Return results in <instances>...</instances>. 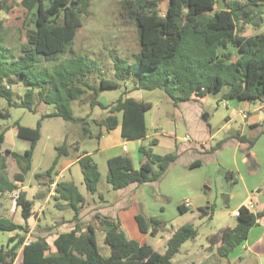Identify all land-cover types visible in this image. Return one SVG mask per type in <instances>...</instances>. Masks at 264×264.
Returning <instances> with one entry per match:
<instances>
[{
	"label": "trees",
	"instance_id": "1",
	"mask_svg": "<svg viewBox=\"0 0 264 264\" xmlns=\"http://www.w3.org/2000/svg\"><path fill=\"white\" fill-rule=\"evenodd\" d=\"M160 1L121 0V16L137 27L140 51L135 56L136 69L121 58L114 62L117 80L125 82L132 77L135 89L163 90L174 106L191 101L194 97L217 94L225 86L230 87L224 96L226 100L237 98L264 103V32L245 34L247 27L259 29L264 24V0H168L164 15L159 11ZM7 3L8 0H0V12L11 9ZM19 5L28 12L36 9V22L34 28L27 31L26 42L20 44L16 53L10 52L0 37V102L5 100L9 108L20 106L36 112L34 103L38 96V101L56 107L57 111L47 117L77 122L81 120L74 116L72 102L84 95L87 89L94 90L93 107L99 106L108 110L109 114L123 113L122 136L125 139L145 138V114L152 109L151 102L135 100L124 92L116 102L102 104L99 101L100 90L118 87L119 83L103 77L100 86L90 85L86 81V72L91 73L95 67L89 68L83 56L62 66L63 69H60L62 64L52 68L42 65L43 58L49 60L67 52L78 29L83 26L89 0H20ZM18 82L27 88L19 105L11 90V86ZM0 117L7 118L8 115L0 111ZM100 123L112 131L119 125V119L109 115ZM16 126L18 137L29 141L30 147L23 154L3 151L5 133H0V192L12 193L19 188L7 176L6 156L13 157L20 169L13 180L22 182L32 169L33 156L41 139L42 119L35 128L19 123ZM235 137L242 143H248V150L256 143V140L239 133ZM223 143H218L214 150ZM155 144L156 141H153L149 147H141L143 158L139 169L134 167L128 156L108 161V181L114 190L156 182L168 171L178 159V154H155L152 149ZM56 151L53 165L45 173L36 174L37 180L53 176L58 159L68 154L67 144L58 146ZM78 163L86 190L94 195L101 177L98 165L86 153L82 154ZM201 164L202 161L197 160L190 167ZM226 175L236 182L234 172L229 171ZM55 193L59 200L68 203L75 212L74 221L78 222L85 203L78 186L74 182H60ZM15 200L22 209L23 218L28 219L33 213V202L22 191ZM179 208L182 213L188 211L182 205ZM260 216L241 207L236 227H223L210 236L211 246L221 244L218 255L227 258L247 240ZM95 218L102 229L92 224L84 228L76 224L71 232L59 235L55 242L57 252L54 254H49L50 245L45 238H36L24 246L28 233L26 227L0 223V232L22 231V234L9 240V244L15 242L12 246L6 250L0 249V264H15L20 247H23L22 260L18 264H173L182 246L199 235L194 225H184L168 241L165 253H160L151 245L129 238L119 218L99 214ZM136 220L142 233L153 236L164 226L159 218L144 214H139ZM100 231L105 234L104 242L111 252L109 257H104L100 252L97 242Z\"/></svg>",
	"mask_w": 264,
	"mask_h": 264
},
{
	"label": "crops",
	"instance_id": "2",
	"mask_svg": "<svg viewBox=\"0 0 264 264\" xmlns=\"http://www.w3.org/2000/svg\"><path fill=\"white\" fill-rule=\"evenodd\" d=\"M17 84H18V89H17L18 94L17 95L15 94L14 99L19 105L22 102V98L24 97L27 88L23 85L22 82H18ZM11 90L14 92L13 85L11 86ZM140 90L141 89H135V85H134V91H140ZM229 91H230V87L225 86L223 90L217 94H209L204 98L194 97L191 101L180 102L178 106H174L171 100L168 99L169 104L172 105L174 109L178 111L180 114L179 115L180 117H178L181 118L180 120H178L179 126H181V124L184 123L188 129V133L183 139H181L183 142L180 143V147L179 146L177 147V143H176L174 146L176 147L174 148L176 151L173 149L172 152H170V153H177L178 159L170 166L168 171L156 182L146 183L143 185L133 184L123 190H114L112 185L108 181L110 175L108 161L111 158H115L119 156H128L129 158H131L134 167L136 169H139L140 163L143 158V154L140 151L141 147H149L153 141H156V144L152 146V149L153 152L157 154L155 148L161 145V140L157 137H154L151 140V135L149 134L147 128L146 114H145V123H146L147 134L145 138L137 139V140H127L122 136L123 113L116 112L114 114H109L108 110H104L105 114H107L104 117L109 115L116 116L119 119V125L114 130L108 131L105 128V126H102V124L100 123V121L104 117H102L99 120H92V122H94L96 126L99 127V131L95 134V133H91V131L85 128L84 132H85V137L88 138L96 137L98 139L99 142L98 148L94 152H90L88 150H82L81 142L76 138L77 137L76 131L80 130L79 129L80 126L78 128L77 126H75L76 127L75 130L68 133L62 143V144L64 143L67 144L68 154L62 155L58 159L53 176L51 178H43L41 180H37L35 178L36 182L31 183L29 186H26L25 184L27 175L25 176V180L22 182H16L13 180L14 175L19 173L20 169L16 160L13 157L6 156V163L8 166L6 170L7 176L9 180L13 181V183L19 187L18 190H16V192L17 193L21 191L25 192L27 199L33 202V213L28 219H24L22 216V209L21 207L17 206L16 200L14 198L13 199L11 198L13 200L12 206L9 204H5L2 201L4 198L10 197L11 193L9 191L0 192V202H3L0 203V223H3L5 225L15 224L18 226L26 227L28 229V233L26 234V240L32 242L34 239L39 237L45 238L50 245L49 254H54L57 252L55 242L59 237V235L63 233L71 232L76 227V224H79V226L83 228L92 224L97 228L102 229L100 222L95 218V216L99 214L101 216L110 217L113 219L119 218L122 223V227L126 230L129 238L137 240L141 244H148V245H151L149 244L150 243L149 238L152 239L158 238L156 244L159 245L164 242L166 245L165 247L167 249L168 241L171 239L173 234L178 229H174L173 232H171L168 237L162 236L160 232L156 236H153L150 233L148 234L142 233L139 229V225L136 220V217L139 214L143 213V203L140 202L139 193L141 192V190L147 189L148 187L151 186L157 187L158 183H160V181H162L164 178H166V176H168V174L171 173H172L171 180L174 181V184L177 187H182L186 182L182 180V177L180 173H178V171L180 172L183 168H185L184 171H186L187 168H189V170L199 169L202 167V164L194 168H191L190 166L197 160L202 161V159H210L211 161H218V164L224 169H228L229 171L236 170V172H238L239 174V178H237L235 174L236 182L234 183L236 185H240L243 182L244 184L243 191H236L235 189L229 195L223 196L224 204H226V208H227L226 211L229 213L232 219V223H225L221 228L236 227L238 223V219L237 217L234 216V212L239 210L241 207H243L245 203L249 200L255 203V210L253 211V213L261 214V216L258 218L256 225L251 229L247 240L241 246L237 247L227 258H222L218 255L217 250L221 244L211 246L209 237L215 234L216 232H211L210 236L209 235L207 236V242L209 245L207 244L201 245V249L196 250V253H194L191 250V248L190 249L188 248V246L194 247V245L189 244V242L191 241L186 242L182 246L180 253L183 251L184 248H186L185 249V252L187 253L186 258L191 259L193 255H195L197 258L201 257L200 258L201 264L204 263L207 259H212L213 261L212 264H238V263L264 264V213H263L264 212V139L263 137L259 138V140L256 141L254 146L250 150H248L249 144L242 143L235 137V135L239 133L240 135L246 136L247 138L250 139L249 134H251L253 131L258 130L259 132H264V126H262V124H264V103L251 102L248 100H239L237 98L226 100L224 99V96ZM126 93H127V97L134 98L133 96H131L129 91H126ZM208 98H214V100L217 102L219 107H224L228 110L229 113L224 119L225 122L224 124L223 122L221 124H217V122L213 124L216 115L215 114L212 115L210 112L206 111L207 108L206 100ZM134 99L138 101H143L139 98H134ZM35 102L36 103H34V108L36 109V112H32V113H37L38 111H41L43 113L41 118L42 122L44 119L49 118L47 117V115L57 111L54 104H47L43 101H38V96H36ZM104 105H109V104H104ZM51 109L53 111H51ZM0 111L8 115V117L5 119L10 120L11 115L8 109H4ZM245 115L247 116V118H245ZM172 116L174 117L172 118L171 123H174L175 120L177 119L175 115ZM238 117L242 118L244 125H242L241 129L232 130L230 132L231 133L230 138L229 137L227 138L225 136L226 134L225 130ZM16 124L13 125V127H16V131H14L12 137L13 138L16 137L20 140H24L18 137V128ZM174 130L176 133L178 127L175 126ZM3 132L5 133V142H6L7 130ZM41 137H42V133H41ZM174 138L175 140L180 139L177 136H174ZM149 139L151 140L150 145L145 146L143 142ZM24 141L28 142L30 147V142L27 140ZM222 141H224L222 146L217 150H214V145L216 144L217 146L218 143ZM124 146L127 147L126 150L123 149ZM57 147H55V150ZM5 150L14 151L11 148H4L3 145V151ZM134 152L135 154H133ZM18 153L23 154V152H18ZM83 153H86L87 155L93 158L95 163L98 165L99 172L101 174L100 181L97 186V192L94 195L88 194L84 183L81 182V186L85 187V193L80 189L78 183L75 180L66 179L65 172L67 170L70 171L74 165H79L78 162L81 159ZM35 154H36V150L34 156ZM104 154H106L105 158L103 157ZM186 154L187 155L189 154V156L187 157L188 159L183 161L182 158H184V155ZM34 156L32 161V168H33ZM98 156H102L101 159L107 171V174L105 176L103 175L100 164L96 162V158ZM249 156L252 157L251 162H248L247 160ZM228 157L232 158L233 164L228 163ZM11 162L17 164L18 171L15 173H13L10 169ZM179 164H182V166L178 167ZM57 167L60 170H57ZM247 168H248V172L250 173L249 180L246 179V175L244 174ZM46 171L37 174H42L45 173ZM103 179H105V181H103ZM60 182H74L78 186L80 192L85 197V203L81 209L80 218L78 222L74 221L75 212L71 209L68 203L64 200H59L57 198L55 189L57 187V184ZM186 200L189 199L187 198ZM189 201L191 204L189 208H186L183 205L184 201L177 204L180 215L182 216L186 215L188 211L192 208L191 200ZM181 205L184 206L186 210H188L186 213L181 212L179 208ZM199 209H200V214L209 215V216L221 212V209H218V206L216 209H214L213 205H210L208 208H204V206H201ZM201 209L204 210L202 211ZM18 234H22V231L16 230L14 232H6V231L0 232V249L4 248L6 250L9 246H12L15 242L9 244V240ZM22 251H23V247H20L18 249V253L22 254ZM175 259L176 256L173 259V264H175ZM16 260H15V264H17ZM184 264H195V263L192 262L191 259L190 262L185 261Z\"/></svg>",
	"mask_w": 264,
	"mask_h": 264
},
{
	"label": "rangeland",
	"instance_id": "3",
	"mask_svg": "<svg viewBox=\"0 0 264 264\" xmlns=\"http://www.w3.org/2000/svg\"><path fill=\"white\" fill-rule=\"evenodd\" d=\"M20 0H8L7 6L11 7L10 10H3L0 12V37L4 39L5 47L9 48L12 53L18 52L20 44L26 42L27 31L34 28L36 22L37 10L28 12L19 5ZM121 0H89V7L87 13L83 16V26L77 31L75 40L70 45L67 52L59 54L58 56L51 57L49 60L43 58L44 66L49 68L56 66H66L67 63L74 61L79 56H83L87 59L89 68L93 67L94 70L91 73L86 72L87 82L93 86H100L103 77L115 80L119 83L118 87L108 88L101 90L99 93V101L103 104H111L116 102L124 92L129 91L131 96L139 98L145 102H151L153 108L146 113V122L151 140L157 137L161 140V145L155 148V151L159 155H166L176 147H180V143L187 133L188 129L184 123L179 126L178 120L181 118L179 112L169 104V98L163 90H140L134 91V79L128 78L125 82L116 79L114 74L113 63L121 58L129 62L133 68H137L136 54L140 51L139 35L137 27L134 23L125 21L121 16L120 9ZM168 7V0H161L159 3V11L162 15L165 14ZM264 32V24L261 28L254 29L252 26L247 27L246 35H255ZM237 56L236 50L234 51ZM97 64V65H96ZM96 65V66H95ZM72 67V65H71ZM14 92L17 95L18 84H14ZM82 95L79 99L75 100L71 104V108L74 112V116L81 121L69 122L59 117H49L42 122V137L36 149L34 156L33 168L26 176V186L31 183H35V174L46 171L53 163L57 156L55 147L60 146L66 135L80 126V130L76 131L77 140L81 142L82 150H88L94 152L98 148V139L85 137V128L91 133H97L99 127L96 126L92 120H99L105 115V111L99 106L93 107L91 102L95 94L94 90H89ZM36 103V102H35ZM206 111L215 116L213 124H221L228 115V110L224 107H219L214 98H208L206 100ZM8 109L11 117L9 119L0 117V133L7 130V140L4 144V148H11L14 151L25 152L29 148V143L20 140L16 137H12L16 127H13L17 122L22 126L35 128L37 122L42 118V112L32 113L28 109L20 107L9 108L5 100L0 102V110ZM51 111H53L51 109ZM219 111V112H217ZM175 115L176 119L174 123H171L172 118ZM244 122L242 118L238 117L234 122L225 130V136L230 138L232 130L241 129ZM177 126L178 130L175 133L174 127ZM264 126V124H262ZM75 132V131H74ZM157 135V136H156ZM250 135V139L256 141L259 138L264 139V132L258 130L253 131ZM174 136L180 139L175 140ZM151 140H146L143 144L150 145ZM216 144L214 148L216 149ZM175 150V149H174ZM176 151V150H175ZM135 154V152L133 153ZM189 154L184 155V160H187ZM102 156L96 158L101 166L103 175L107 174V171L103 165L101 159ZM106 157V154L103 156ZM70 161V160H67ZM232 158L228 157V163L233 164ZM182 166V164H179ZM61 167V166H60ZM248 167V165H247ZM10 169L13 173L18 171L17 164L11 162ZM183 168L180 172L182 180L185 181L184 186L177 187L174 181L171 180L172 173L168 174L157 187L151 186L147 189L141 190L140 202L143 203V213L147 217L159 218L163 224L164 229L159 231L162 236H169L174 229H179L186 224L194 225L199 232L195 241L191 240L189 244L194 247L188 248L196 253V250L201 249V245L208 244L207 236L211 232H218L225 223H232V219L229 213L226 211V204H224L223 196L229 195L232 191H243V182L240 185H236L234 181L227 178L226 173L228 169H224L218 164V161H211L210 159H202V167L195 170L184 171ZM57 170H60L57 167ZM239 178L238 172L232 171ZM244 174L246 179H250V173L245 170ZM67 180H75L80 189L85 193V187L81 186V182L84 183L83 175L79 165H74L70 171L65 172ZM105 181V179H103ZM172 181V182H171ZM102 190V189H101ZM13 197H6L2 201L5 204L13 205ZM191 200L192 208L186 215H180L178 206L180 202H185L186 199ZM0 202V203H3ZM210 203V204H209ZM234 203V202H232ZM213 205L214 209H221V212L215 213V215H202L200 214V207L208 208ZM201 215V216H200ZM200 216V217H199ZM9 217V216H7ZM236 223V222H235ZM5 234V233H3ZM105 234L101 231L97 233V242L101 254L104 257H109L111 252L108 246L104 242ZM150 243L154 249L160 253H165L166 245H157L158 238H149ZM185 249L176 256L175 264H184L185 261L195 264H201L200 258L193 255L191 259L186 258ZM22 260V254L18 253L16 263H20ZM212 259H207L202 264H212ZM240 264V263H238Z\"/></svg>",
	"mask_w": 264,
	"mask_h": 264
},
{
	"label": "built area",
	"instance_id": "4",
	"mask_svg": "<svg viewBox=\"0 0 264 264\" xmlns=\"http://www.w3.org/2000/svg\"><path fill=\"white\" fill-rule=\"evenodd\" d=\"M245 118H247L246 115H245ZM123 149L126 150L127 147L124 146ZM11 196H12L14 199H16L17 196H18V193H17L16 191H14V192L11 193ZM183 205H184L186 208H189V207L191 206L189 200H186V201L183 203ZM244 207H246L249 211L253 212V211L255 210V203H254L253 201L249 200V201H247V202L245 203ZM234 216L237 217V218L240 216V209L234 212ZM30 243H31V241L26 240L25 243H24V246H28Z\"/></svg>",
	"mask_w": 264,
	"mask_h": 264
},
{
	"label": "water",
	"instance_id": "5",
	"mask_svg": "<svg viewBox=\"0 0 264 264\" xmlns=\"http://www.w3.org/2000/svg\"><path fill=\"white\" fill-rule=\"evenodd\" d=\"M247 160H248V162H251L252 161V157L249 156Z\"/></svg>",
	"mask_w": 264,
	"mask_h": 264
}]
</instances>
